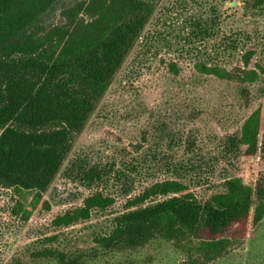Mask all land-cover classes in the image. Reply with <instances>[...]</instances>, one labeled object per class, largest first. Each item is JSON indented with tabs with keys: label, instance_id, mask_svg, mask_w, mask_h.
Masks as SVG:
<instances>
[{
	"label": "rangeland",
	"instance_id": "rangeland-1",
	"mask_svg": "<svg viewBox=\"0 0 264 264\" xmlns=\"http://www.w3.org/2000/svg\"><path fill=\"white\" fill-rule=\"evenodd\" d=\"M153 14L98 102L48 190L0 189V264H32L43 249L75 252L94 247L114 219L152 183L182 182L206 201L241 178L264 186V74L254 83L223 80L198 65L264 70V6L241 0H147ZM63 2L45 17L63 22ZM238 47V50H233ZM247 96V101H246ZM262 111L260 150L246 154L239 143L245 121ZM97 169L100 179L86 173ZM172 169V170H170ZM102 192L113 205L95 209L88 221L66 228L58 216L81 208ZM28 215V217H27ZM174 243L157 242L98 264H183ZM201 264H264V219H251L248 233L221 257Z\"/></svg>",
	"mask_w": 264,
	"mask_h": 264
},
{
	"label": "trees",
	"instance_id": "trees-1",
	"mask_svg": "<svg viewBox=\"0 0 264 264\" xmlns=\"http://www.w3.org/2000/svg\"><path fill=\"white\" fill-rule=\"evenodd\" d=\"M66 1L0 0V189L36 191L37 196L48 190L74 137L83 131L153 14L147 0H71L63 22L47 26L45 17ZM241 2L254 9L264 6V0ZM252 55L243 59V68L197 69L223 80L254 83L264 70L249 68ZM261 127V110L242 127L239 143L249 156L260 150ZM85 177L93 183L100 174L92 169ZM262 179L253 188L232 178L224 183V192L206 201L187 193L180 181L154 182L129 201L94 247L71 253L46 248L35 253L32 264H98L106 256L157 242L174 243L186 254L183 264L215 260L244 240L251 219H264ZM113 203L97 192L81 208L58 216L55 224L69 228Z\"/></svg>",
	"mask_w": 264,
	"mask_h": 264
}]
</instances>
